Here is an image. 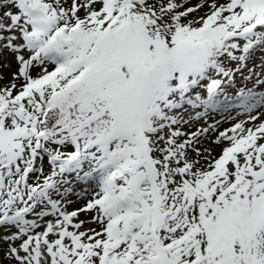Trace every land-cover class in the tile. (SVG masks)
<instances>
[{
  "label": "snow or ice",
  "instance_id": "snow-or-ice-1",
  "mask_svg": "<svg viewBox=\"0 0 264 264\" xmlns=\"http://www.w3.org/2000/svg\"><path fill=\"white\" fill-rule=\"evenodd\" d=\"M0 264H264V0H0Z\"/></svg>",
  "mask_w": 264,
  "mask_h": 264
},
{
  "label": "rangeland",
  "instance_id": "rangeland-1",
  "mask_svg": "<svg viewBox=\"0 0 264 264\" xmlns=\"http://www.w3.org/2000/svg\"><path fill=\"white\" fill-rule=\"evenodd\" d=\"M192 3H196V0H192ZM228 125H224V127H227Z\"/></svg>",
  "mask_w": 264,
  "mask_h": 264
}]
</instances>
